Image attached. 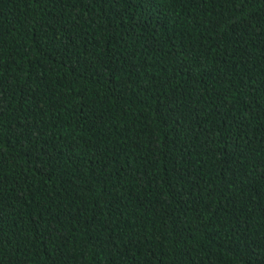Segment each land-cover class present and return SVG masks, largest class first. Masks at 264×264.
Returning a JSON list of instances; mask_svg holds the SVG:
<instances>
[{"label":"trees","instance_id":"trees-1","mask_svg":"<svg viewBox=\"0 0 264 264\" xmlns=\"http://www.w3.org/2000/svg\"><path fill=\"white\" fill-rule=\"evenodd\" d=\"M0 264H264V0H0Z\"/></svg>","mask_w":264,"mask_h":264}]
</instances>
